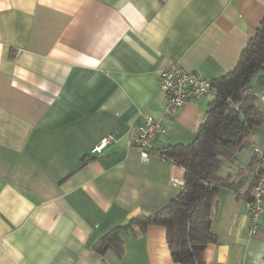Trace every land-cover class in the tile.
Segmentation results:
<instances>
[{
    "label": "crops",
    "instance_id": "0c3cea01",
    "mask_svg": "<svg viewBox=\"0 0 264 264\" xmlns=\"http://www.w3.org/2000/svg\"><path fill=\"white\" fill-rule=\"evenodd\" d=\"M263 17L264 0H0V264H180L164 225L121 230V251L97 244L185 181L157 149L191 142L215 92L168 116L161 71L225 74ZM146 115L168 132L144 159L131 139ZM249 139L222 167L240 185L216 196L206 264H264V213L252 234L247 208L264 124Z\"/></svg>",
    "mask_w": 264,
    "mask_h": 264
},
{
    "label": "trees",
    "instance_id": "16d2710c",
    "mask_svg": "<svg viewBox=\"0 0 264 264\" xmlns=\"http://www.w3.org/2000/svg\"><path fill=\"white\" fill-rule=\"evenodd\" d=\"M255 77L264 86V17L236 65L212 79L215 94L194 139L157 149L161 157L185 168L180 191L155 213L139 215L111 229L100 239L98 249L112 247L121 251V230L137 226L145 233L150 225L159 224L167 228V242L176 262L206 264V247L218 241L212 228L216 196L222 187L238 191L240 185L231 173L223 174L222 167L238 159L239 152L250 146L254 128L264 124V109L252 88Z\"/></svg>",
    "mask_w": 264,
    "mask_h": 264
},
{
    "label": "built area",
    "instance_id": "2783aa9c",
    "mask_svg": "<svg viewBox=\"0 0 264 264\" xmlns=\"http://www.w3.org/2000/svg\"><path fill=\"white\" fill-rule=\"evenodd\" d=\"M159 87L164 92V113L174 116L190 100L206 97L213 89L212 79L188 70L183 65L173 62L161 71ZM167 125L153 115H146L144 122L137 127V132L131 139V145L141 149V156L149 158V149L157 138L166 135ZM115 139V133H108L92 149L100 151ZM256 166L254 169L253 189L247 198L249 213L248 231L256 233L259 229V219L264 213V152L257 146L254 148Z\"/></svg>",
    "mask_w": 264,
    "mask_h": 264
}]
</instances>
